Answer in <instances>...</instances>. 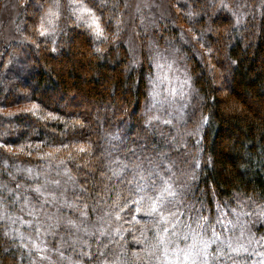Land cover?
Listing matches in <instances>:
<instances>
[{"label":"trees","instance_id":"16d2710c","mask_svg":"<svg viewBox=\"0 0 264 264\" xmlns=\"http://www.w3.org/2000/svg\"><path fill=\"white\" fill-rule=\"evenodd\" d=\"M37 1L35 10H28L26 4L18 18L23 40L15 43L13 61L6 68L0 61L1 72L7 73L0 76V101H34L43 119L33 114H0V195L5 196L2 191L10 186H22L24 178L17 170L25 166L54 182L49 187L55 205L50 204L54 209L48 211V225L56 227L46 239L51 255L61 254L59 245H63L75 262L95 264L97 248L112 241L104 251L121 255L125 264L130 263L134 242L143 239L141 230H149L146 226L155 221L144 210L136 211L138 207L145 209L147 201L135 203L144 193L135 190V182L127 183L132 173L120 178L112 175L121 163L143 161L147 177L163 160L162 167H171L169 175L176 191L208 221L218 208L264 205V11L259 16L252 11L246 23L235 26L225 6L214 11L203 0H193L195 5L192 0H178L188 25L198 29L207 52L199 62L196 51L187 50L197 98L181 122L166 125L152 119L147 109L152 69L146 42L141 64H136L128 47L117 41L122 0H86L101 17L105 37L84 30L79 23L74 28L53 27L52 32L38 35L40 18L44 17L40 6L47 0ZM215 23L221 24L219 30ZM170 31L167 28L163 35ZM25 69H31V74L27 76ZM71 87L90 99L83 112L69 104L73 97L66 94ZM5 90L8 97L3 99L1 92ZM55 97L66 102H57ZM27 141L38 142V146L42 143V149L59 147L61 151L46 160L42 151L28 150ZM63 145L72 148L68 151ZM80 146L86 150L80 152ZM32 153L40 154L39 160ZM27 195L31 204L48 207L49 202L40 203L42 197L33 189ZM65 199L66 204L74 205L67 212L73 218H65L61 224L64 229H59V203ZM117 212L120 219H116ZM68 220L83 229L89 227L86 232L81 229V244H72L76 240L70 235ZM99 226L106 228V236H99ZM94 230V236L87 235ZM123 230L132 237L127 243L124 234L123 241L116 234ZM5 233L0 222V264H42L27 257ZM82 252L92 253V259L82 260ZM58 258L45 264H71Z\"/></svg>","mask_w":264,"mask_h":264},{"label":"rangeland","instance_id":"374dc122","mask_svg":"<svg viewBox=\"0 0 264 264\" xmlns=\"http://www.w3.org/2000/svg\"><path fill=\"white\" fill-rule=\"evenodd\" d=\"M38 2L39 1L37 0H33V3L30 4L29 1L27 3V0H0V61L5 64V68L13 61L12 52L16 48L15 43H18L23 37V33L21 32L20 34V31L17 28V21L22 13L23 7L27 4L28 10L32 11L35 10L34 6L35 4H38ZM82 2L87 7L91 8L95 15L99 17V23L103 30L102 19L99 14H97L98 12H96L94 7H92L89 2H86V0H82ZM58 3V8L56 6V0H47L45 5L42 4L40 6V8L43 7L42 9L44 13V17L40 18V21L42 20L41 23H43L47 32H52L53 27H61V29H64L67 26L69 28H74V24L79 23L83 26L84 30H91L92 33L96 35L91 28L84 25L83 21H77L76 16L79 15V13L73 14V8L76 7V5L70 3V0H58ZM122 3L123 12L120 16L122 28L120 38H117V41L123 42L128 47L132 61L136 64H141L143 59V41L146 42V50L149 52V61H151L150 66L152 69L149 76V103L147 106L149 114L152 119L160 120L166 125H173L177 122H181L183 118L186 117L185 115L187 111L197 98V91L195 90L191 76L192 63L188 57L190 54L187 50L193 49L196 51L200 56L198 58L200 62L202 59L201 55L207 52V47L204 46V40H202L197 28L196 30L188 25V20L185 18L183 9L180 8L178 0H122ZM190 3L195 5L193 0L190 1ZM200 3L201 2L198 4ZM204 3L209 7L212 5L211 7L214 8V11L219 6H221L222 9H224L225 6L224 10H229L231 12V21L234 22L235 26L237 24L246 23L248 14L252 11L255 12L257 16L264 11V0H203V4ZM50 7L54 12H57L58 15H46ZM41 14L42 11L40 15ZM85 19H87V17H85ZM143 25L144 27H142ZM220 25L221 24L218 25L215 23V28L219 30ZM167 28H170V34L164 36V30L166 31ZM40 32L41 30H39L38 35ZM141 36L145 38H142ZM100 37H105L104 31H102ZM3 54L6 55L3 56ZM15 66H17L16 62ZM19 70L21 71L22 69L19 67ZM1 71H3L2 68L0 70V76L4 73L5 75L7 74L6 72ZM25 72H28V76L31 74L32 70L25 69ZM72 81L73 80H71V82ZM24 84V86L28 87L26 83ZM102 86L104 85H100V87ZM71 89L72 91L68 90L70 92L66 94L69 96L72 95L73 97L69 100L70 106L77 111L83 112L84 106L90 102V99L73 91L75 90L73 87H71ZM1 94L3 99L8 97V91L6 90L1 92ZM62 98L63 97H55V100L61 102L63 100ZM8 100L10 99L0 101L1 115L6 117H16L33 114L34 118L39 119L40 121L43 119L40 114L42 112L38 110V107L35 109L34 113L32 111H25L26 109H31L33 105H36L34 101H26L24 103V101L11 102ZM63 101L66 102L65 100ZM7 103L13 105L5 106ZM165 121H168V123H165ZM30 129L31 128H29V130ZM196 139L198 138H195V140ZM25 145L28 150H31V152L32 148L38 150L40 154L42 151L46 160L50 159L53 155L59 154L61 151V148L59 147H57L60 149L58 152L55 151L57 148L46 147L42 149V143L38 146V142L29 143L27 141ZM71 148L72 147L70 146V148L66 149L70 151ZM45 153H53V155L48 157L45 156ZM40 154L36 156L35 153H32V155L36 156L37 160H39L38 158L40 157ZM29 169L31 172L28 171ZM17 171H19L24 178L22 186L25 191H23V187L20 184L19 188L16 187L14 189L12 186L9 187V189H13V193H9L7 188L5 191H2L5 192L7 198L3 196V193V195H0V197L5 198L3 207H0V222H3L4 224V229L7 233L6 236L16 243L17 247H21L26 252L27 257L31 258L32 261L45 264L52 261L54 258L59 257L58 259H61L62 262H66L67 260L71 264H74V259L72 256L70 257V255H66L68 252L67 250H64L63 245H59V248L61 249L60 252L63 253V256L56 253L51 255V249L47 243L48 240L46 242L50 231L54 230L56 227L54 226L53 228H50L48 225L51 224L49 223L51 222L49 220V218H51L49 215L51 214H48V211L54 209L53 207H50V204L53 203L55 205L54 194L50 193L52 191L49 192V189L54 182L46 180L44 174L40 171L35 172L34 169L30 167L25 166L18 168ZM45 180L46 183H43ZM37 186L42 187L45 193L44 196H41L42 200L40 198L38 201L41 200L40 203L42 202V204L44 202H49L48 207L41 208L40 204L37 206L36 203L31 204L28 200V190L34 189ZM34 193L37 194L36 192ZM16 196H19L20 199L13 204L12 201ZM25 198H27L28 203H25ZM57 201L59 203V200ZM66 202L67 200L65 199V201H60L59 203L61 214L58 216L59 229H64L61 224L65 218H69L67 216L69 207ZM233 206L234 207L220 208V211H217L215 217L208 221L209 223H215L216 218L220 216L221 212H223L225 214L223 220L224 223L227 224L228 231H224L219 224L216 225L217 230L220 232V240L231 238L232 247L238 249L233 252L224 246V252L227 253V255L221 256V264H264V215H261V212L264 211V205H251L249 207ZM232 209H236V214H233ZM241 212L245 214L239 215V222L237 223V214ZM187 214L188 213H182L181 215L183 223L187 222ZM71 217L73 218L72 215ZM75 220H78V218L75 217ZM228 221L235 223L236 227L233 228L232 224H229ZM183 223L176 226V236L171 238L182 240L183 236L188 234L191 242V230L185 228ZM77 225L80 228L79 231H76L74 228H69L72 232L70 235L74 236V240H76H73L74 243L71 241L73 245L81 244V239L78 237L81 235V229L85 232L89 229L87 226L83 229L81 224ZM154 225L155 222L146 226V228L150 230ZM101 229L105 230L106 228L99 226V231ZM149 230H141V236L143 239L139 243L134 242L136 246L131 250L132 257L129 264H155V261L150 259L149 254L154 250H157V255L159 254V245L156 236L159 229L154 227V230L151 232H148ZM93 233L95 234V230ZM104 233L107 235V230H105ZM94 234L91 236H94ZM116 234L121 236V241H123L124 230L121 233L116 232ZM70 235L67 238L70 239ZM124 236H126L125 243L132 240L131 234L129 235L127 231ZM165 236L167 237V234H165ZM84 238L87 237L85 236ZM83 241L84 239H82V242ZM196 242L198 243V238ZM182 246L183 244H181V247ZM172 247L173 245H169L170 250ZM216 247L217 245L215 244L211 245L208 249L209 253L214 254ZM229 256L233 259L229 260ZM115 257H118L117 264H125L121 255H115ZM137 257H140L141 259H137ZM81 258L82 260H90L88 256Z\"/></svg>","mask_w":264,"mask_h":264},{"label":"snow or ice","instance_id":"6c2138e0","mask_svg":"<svg viewBox=\"0 0 264 264\" xmlns=\"http://www.w3.org/2000/svg\"><path fill=\"white\" fill-rule=\"evenodd\" d=\"M70 3L76 5V7L73 8V14L79 13V15L76 16L77 21H83L84 25L91 28L98 37L101 36L103 30L99 23V17L95 15L93 10L83 4L82 0H70ZM56 6L57 8L59 7L58 0H56ZM46 15L55 16L58 15V13L54 12L50 7ZM85 17H87V19H85ZM40 27V35L43 36L47 33V29L44 28L43 23H41ZM37 107L38 106L33 105L31 109H26L25 111H32L34 113ZM49 115L51 116V114ZM51 118L55 119V117ZM165 123H168V121H165ZM62 147L66 148L67 145H63ZM20 150L23 151V148L21 147ZM59 150L60 149L57 148L55 151L58 152ZM78 150L84 152L86 149L84 146H80ZM52 155L53 153H45V156L48 157ZM149 163H151V160H149ZM142 165L143 161H141V163H135L134 161L121 163L119 165V170L113 171L112 175L120 178L122 174L126 176L129 172L132 173V179L128 180L127 183L131 185L135 182V190L138 193H144L140 200L135 203L140 204L146 200L147 207L145 209L138 207L136 211L144 210L149 217L153 218L155 221L154 226L159 229L156 233L159 254L157 255V250L149 254L150 259L154 260L155 264H221V256L227 255V253L224 252V246L233 252L238 250L232 247L231 238L220 240V232L217 230L216 225L219 224L224 231H228L227 224H225L223 220V216L225 215L223 212L216 218L215 223H209L208 217L194 212L193 208L188 206L183 200V194L176 191L174 187L175 181H173L169 175L171 172L170 166L162 167L163 160H161L160 164L154 165V167L148 171L146 177ZM28 171L31 172L30 169ZM161 173H163V175H161ZM154 174L155 178H153ZM164 176H168L169 178L165 179ZM56 183L58 184V182ZM3 187H6V185ZM16 187L19 188L20 185L17 184ZM183 187L187 186L184 185ZM33 191L40 196L45 195L40 186L34 188ZM8 192L13 193V189H8ZM149 193L151 194L149 195ZM19 199L20 197L16 196L12 203L15 204ZM4 203L5 198L0 197V207H3ZM25 203H28L27 198H25ZM126 206L127 204H125V207ZM68 207L72 208L74 205L68 204ZM120 211H123V208H121ZM217 211L219 212L220 209L218 208ZM232 212L236 214V209H232ZM182 213H192V215L188 216L186 223H183L181 220ZM244 214L245 213L242 212L237 214V223L239 222V215ZM83 215H85V213L81 212V216ZM261 215H264V211L261 212ZM116 219H120L119 212L116 213ZM181 223H183L185 228L191 230V242L188 234H185L182 240L171 238L176 236V226ZM228 223L232 224L233 228L236 227V224L232 221H228ZM67 224L76 231L80 230L79 226L72 220H68ZM58 226L59 222L57 223V227ZM87 234L91 236L94 233L88 232ZM165 234H167V237ZM5 235H7V233H5ZM105 235L106 233L99 231V236ZM99 236L97 237L98 240ZM197 238L198 243L196 242ZM111 242L112 241H109V243ZM181 244H183L182 247ZM213 244L217 245V247L214 250V254H211L208 249ZM169 245H173L171 250ZM107 248L108 244H103L101 248H97L95 253L96 264H117L118 257H115V254L104 251V249ZM80 255L88 256L91 260L93 254L90 252H82ZM61 256H63V253H61ZM137 259L141 258L137 257ZM228 259L232 260L233 258L229 256ZM75 264H79V260H77Z\"/></svg>","mask_w":264,"mask_h":264}]
</instances>
